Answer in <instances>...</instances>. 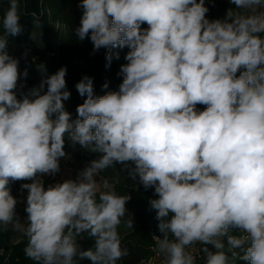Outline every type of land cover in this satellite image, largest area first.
<instances>
[{
	"label": "clouds",
	"instance_id": "obj_1",
	"mask_svg": "<svg viewBox=\"0 0 264 264\" xmlns=\"http://www.w3.org/2000/svg\"><path fill=\"white\" fill-rule=\"evenodd\" d=\"M230 3L236 8L210 21L204 0H82L78 39L90 34L94 51L108 49L106 67L113 48L129 51L118 91L96 96L87 75L75 85L86 99L72 119L66 67L17 98L27 72L6 50L7 36L21 31L18 0H9L0 37V225L24 234L27 258L117 264L129 254L118 226L130 196L106 180L100 191L95 179L118 163L154 187L166 264H195L187 249L197 242L215 249H200L204 264H264V0ZM66 134L99 158L75 180L45 188L40 177L60 171ZM10 180L31 181L21 186L27 223L16 219ZM84 232L94 250L80 249Z\"/></svg>",
	"mask_w": 264,
	"mask_h": 264
},
{
	"label": "trees",
	"instance_id": "obj_2",
	"mask_svg": "<svg viewBox=\"0 0 264 264\" xmlns=\"http://www.w3.org/2000/svg\"><path fill=\"white\" fill-rule=\"evenodd\" d=\"M82 0H18V14L20 16L21 31L17 35L7 36L8 54L19 61V71L27 72V76H21L16 89L17 98L22 99L30 89L38 87L40 82L48 76L55 74L60 68L66 67V88L71 93L70 98L64 101L66 111L71 114L72 119L77 116V106L84 102L86 97H81L75 85L85 76L93 79L94 94L102 96L110 91H118L123 81L120 73L121 65L126 64L125 56L129 51L127 46L113 48V59L110 66L106 60L108 49L100 48L94 51V45L90 34L83 40L75 35L79 26L82 9ZM208 8L206 17L211 20L223 19L226 12L236 6L230 0H204ZM9 8V0H0V37H5L3 29V17ZM142 28H147L145 23ZM119 54L116 59L115 54ZM107 84L108 87L103 86ZM47 86L44 91L46 92ZM205 105H197V109L203 111ZM64 151L66 156L76 162L89 159L92 155L91 147L82 148L78 143L73 145L68 135H65ZM129 166L131 162H127ZM104 180L112 185V189L118 195H129L130 200L126 204V211L118 226L121 238V246L128 249V255L117 262V264H140L150 253L151 247L156 243L155 236L162 238L158 230L159 221L156 219L150 201L157 199L154 187L145 188L137 178L133 181L128 176V169L121 164H113L99 172ZM11 194H17L20 184L18 181H9L6 186ZM98 198V197H97ZM27 206V205H26ZM23 206L20 215L27 220L28 214ZM133 220V228L126 227L128 220ZM28 221V220H27ZM236 231V230H234ZM15 231L11 225H0V247L8 252L0 255V264H35L27 258L24 249L27 238L13 243ZM78 244L83 251L94 250L95 237L84 232L78 238ZM215 251L212 245L199 244V257L195 264H204L203 247ZM7 260H6V259ZM231 260V255L229 254ZM78 264H92L88 258L75 257ZM6 260V262H5ZM235 264H246L237 259Z\"/></svg>",
	"mask_w": 264,
	"mask_h": 264
},
{
	"label": "rangeland",
	"instance_id": "obj_3",
	"mask_svg": "<svg viewBox=\"0 0 264 264\" xmlns=\"http://www.w3.org/2000/svg\"><path fill=\"white\" fill-rule=\"evenodd\" d=\"M98 158H99V155H96V154L92 155L89 159H85V160H82L80 162H76L68 156L61 158L59 160L60 171L58 173H56L54 176L53 175H44V176H46L45 177L46 181L44 182L45 188H47V186H49V185H52V184H55L58 182H63L64 180H68V179L75 180L77 178V176L74 172L75 168L81 167V165L84 164L83 162H87V166H89L91 161L98 159ZM95 179L97 181L99 190L100 191H106L107 189H104V187H103L105 180H104V178L101 177L100 173H98V175L95 177ZM18 182L20 184V187L24 183H31L30 180H19ZM110 186L112 187V185H110ZM23 191H24V193H23V196L21 197L23 199V202L22 203L17 202L15 212H16V219H18L19 222L27 223L28 221L25 220L20 215L21 208H23V206H25L24 202H26V198L28 195V192L26 189H23ZM14 197L16 198L17 194L14 195ZM9 225H11V227H13L12 224H9ZM13 229L15 231V235L13 237V243L21 241L23 239V237H25L24 234L21 231L16 230L14 227H13ZM155 241H156V239H155ZM0 255H3V256L6 255V257L9 256L8 252L3 247H0ZM6 260H5V262H6ZM142 264H166L165 256H164V254H161L158 252L157 247H156V243L151 247V253L145 258V260Z\"/></svg>",
	"mask_w": 264,
	"mask_h": 264
},
{
	"label": "built area",
	"instance_id": "obj_4",
	"mask_svg": "<svg viewBox=\"0 0 264 264\" xmlns=\"http://www.w3.org/2000/svg\"><path fill=\"white\" fill-rule=\"evenodd\" d=\"M61 159V158H60ZM84 164L81 165V167L75 168L74 172L76 174V176H78V174L87 167V162H83ZM46 176L42 175L40 178L43 180V182L46 181L45 179ZM23 189L20 187L17 191V197L16 200L19 203L23 202V199L21 198L23 196ZM25 206L27 205L26 202H24ZM199 242L191 245L187 251H189V253L194 257L195 262L197 261V258L199 257ZM145 260V259H144ZM144 260H142V262L140 264H142L144 262Z\"/></svg>",
	"mask_w": 264,
	"mask_h": 264
}]
</instances>
